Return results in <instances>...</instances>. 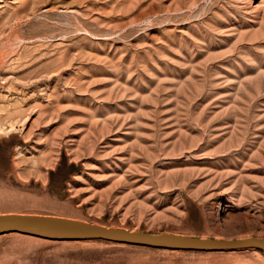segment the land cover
Listing matches in <instances>:
<instances>
[{
  "label": "rangeland",
  "instance_id": "rangeland-1",
  "mask_svg": "<svg viewBox=\"0 0 264 264\" xmlns=\"http://www.w3.org/2000/svg\"><path fill=\"white\" fill-rule=\"evenodd\" d=\"M8 212L264 236V0H0ZM0 264H264V252L9 232Z\"/></svg>",
  "mask_w": 264,
  "mask_h": 264
},
{
  "label": "water",
  "instance_id": "water-1",
  "mask_svg": "<svg viewBox=\"0 0 264 264\" xmlns=\"http://www.w3.org/2000/svg\"><path fill=\"white\" fill-rule=\"evenodd\" d=\"M9 232L50 240L101 239L160 249L227 251L256 248L264 252V236L223 239L175 232L153 233L107 226L72 217L37 213L0 214V235Z\"/></svg>",
  "mask_w": 264,
  "mask_h": 264
}]
</instances>
